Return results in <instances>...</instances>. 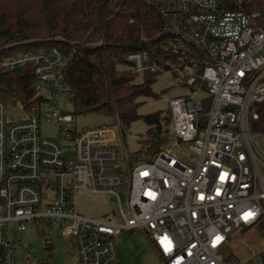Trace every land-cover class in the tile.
Returning a JSON list of instances; mask_svg holds the SVG:
<instances>
[{
	"label": "built area",
	"instance_id": "built-area-1",
	"mask_svg": "<svg viewBox=\"0 0 264 264\" xmlns=\"http://www.w3.org/2000/svg\"><path fill=\"white\" fill-rule=\"evenodd\" d=\"M147 1L167 22L150 49L127 54L130 67L171 72L191 90L170 99L167 139L151 160L128 152L116 111L113 123L78 129L76 112L61 105L74 92L58 46L0 59L4 70L34 71L27 102L0 98V264H15L10 235L32 219L59 224L79 264L119 261L128 231L145 233L160 264H264L258 249L242 259L222 253L234 230L264 223V129L253 128L264 101V13L255 0ZM202 90L213 97L207 113ZM43 121L55 122L54 136ZM79 189L115 197L118 214L79 212Z\"/></svg>",
	"mask_w": 264,
	"mask_h": 264
},
{
	"label": "trees",
	"instance_id": "trees-1",
	"mask_svg": "<svg viewBox=\"0 0 264 264\" xmlns=\"http://www.w3.org/2000/svg\"><path fill=\"white\" fill-rule=\"evenodd\" d=\"M251 8L264 13V0H255ZM166 22L147 0H0V59L58 46L67 57L63 71L74 92L76 114L116 111L126 126L143 118L149 129L135 158L151 160L167 139L163 132L170 114H138L142 98L158 95L152 88L157 74L135 73L127 54L150 49ZM33 76L32 65L16 70L0 66V98L27 102ZM257 110L253 128L263 130L264 101Z\"/></svg>",
	"mask_w": 264,
	"mask_h": 264
},
{
	"label": "rangeland",
	"instance_id": "rangeland-1",
	"mask_svg": "<svg viewBox=\"0 0 264 264\" xmlns=\"http://www.w3.org/2000/svg\"><path fill=\"white\" fill-rule=\"evenodd\" d=\"M156 97L142 98L143 102L138 107L139 115H146L156 111H167L169 101L177 95L189 93L182 80L171 72L157 75L152 86ZM203 107L201 112L207 113L211 107L212 95L202 90L197 95ZM61 105L65 110L75 111L74 100L66 94L61 97ZM22 115L21 108L17 105L10 112V118L17 119ZM115 116L102 111H92L77 114L78 129L113 123ZM42 133L54 136L56 124L54 121L42 122ZM129 134L126 136L128 152L135 153L141 147L142 139L147 135L149 125L138 118L127 126ZM79 212L93 217H102L110 212L118 214L119 203L111 200L105 193H92L79 189L76 194ZM13 234L16 231L15 223L7 227ZM15 244V264H79L77 248L72 237L62 232V227L54 222L32 219L26 222L24 230L19 234L10 235ZM119 261L114 264H160V258L147 236L142 231L125 232L117 242ZM261 250L264 254V223L253 227H243L234 230L223 250L228 257L242 259L250 255L252 250Z\"/></svg>",
	"mask_w": 264,
	"mask_h": 264
},
{
	"label": "water",
	"instance_id": "water-1",
	"mask_svg": "<svg viewBox=\"0 0 264 264\" xmlns=\"http://www.w3.org/2000/svg\"><path fill=\"white\" fill-rule=\"evenodd\" d=\"M122 195V194H121ZM111 200H115V197H111Z\"/></svg>",
	"mask_w": 264,
	"mask_h": 264
}]
</instances>
